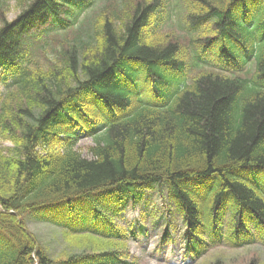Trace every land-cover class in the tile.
Returning <instances> with one entry per match:
<instances>
[{
  "label": "trees",
  "instance_id": "trees-1",
  "mask_svg": "<svg viewBox=\"0 0 264 264\" xmlns=\"http://www.w3.org/2000/svg\"><path fill=\"white\" fill-rule=\"evenodd\" d=\"M16 1L9 21L0 0V264L126 263L116 220L147 193L194 260L264 243V0ZM28 221L77 253L52 257Z\"/></svg>",
  "mask_w": 264,
  "mask_h": 264
},
{
  "label": "rangeland",
  "instance_id": "rangeland-1",
  "mask_svg": "<svg viewBox=\"0 0 264 264\" xmlns=\"http://www.w3.org/2000/svg\"><path fill=\"white\" fill-rule=\"evenodd\" d=\"M7 19L14 20L21 10L22 4L16 0L7 2ZM175 32H178L175 29ZM4 84L0 79V94H3ZM78 148L87 157L88 148L94 145L92 137L83 132H77ZM5 148L11 144H3ZM117 225L126 232L123 264H213L220 258L223 264H264V246L256 244L243 251L229 249L226 244L213 248L200 260L191 262L185 256L183 249L184 224L182 218L167 209L156 193H147L144 202L138 207H130L119 220ZM29 229L37 235L40 243L49 249L52 257L63 252L77 253V249L67 247L60 236V231L43 222L28 221ZM144 228L143 230L141 228ZM169 231L168 239L162 241L164 231Z\"/></svg>",
  "mask_w": 264,
  "mask_h": 264
}]
</instances>
